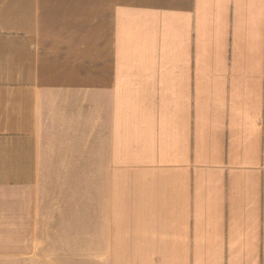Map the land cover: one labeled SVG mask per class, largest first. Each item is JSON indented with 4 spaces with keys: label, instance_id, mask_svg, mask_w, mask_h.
<instances>
[{
    "label": "clouds",
    "instance_id": "9594fccd",
    "mask_svg": "<svg viewBox=\"0 0 264 264\" xmlns=\"http://www.w3.org/2000/svg\"><path fill=\"white\" fill-rule=\"evenodd\" d=\"M110 7L109 82L54 103L45 122V149L85 142L98 188L94 236L60 250L91 264H249L264 243V0ZM225 133L253 162L230 184L215 161L191 163L194 139Z\"/></svg>",
    "mask_w": 264,
    "mask_h": 264
},
{
    "label": "crops",
    "instance_id": "0c3cea01",
    "mask_svg": "<svg viewBox=\"0 0 264 264\" xmlns=\"http://www.w3.org/2000/svg\"><path fill=\"white\" fill-rule=\"evenodd\" d=\"M113 35L110 0H0V264H91L60 250L65 240L94 236L98 188L80 159L88 156L85 142L60 149L49 140L45 149L44 127L54 103L103 90L113 73ZM261 153L254 172L264 220ZM208 161L228 184L253 167L227 133L193 140L192 165ZM249 264H264V243Z\"/></svg>",
    "mask_w": 264,
    "mask_h": 264
}]
</instances>
